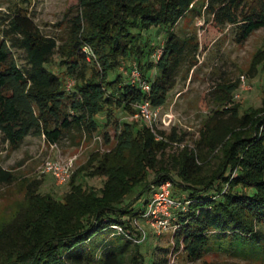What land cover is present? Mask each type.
<instances>
[{
	"label": "trees",
	"instance_id": "trees-1",
	"mask_svg": "<svg viewBox=\"0 0 264 264\" xmlns=\"http://www.w3.org/2000/svg\"><path fill=\"white\" fill-rule=\"evenodd\" d=\"M187 13L203 15L217 29L232 25L237 42L264 26V0H75L66 8L61 42L43 34L21 6L0 15L1 140L10 148L26 135L78 144L97 136L116 108L133 115L143 99L163 104L179 67L197 62L196 32L174 29ZM158 26L164 38L154 43L149 32ZM55 52L56 68L50 65ZM119 65L128 68L126 76ZM66 76L73 79L70 86ZM236 86L220 88L221 104L205 117L193 146L184 145L164 163L157 154L167 139L181 137L175 128H157L156 137L134 115L113 120L115 146L90 152L62 198L41 192V178L27 179L15 212L0 221V264H171L168 254L179 250L190 259L210 251L264 256V83L260 103L241 112L239 104H228ZM102 135L108 142L107 130ZM95 175L104 176L97 189L78 179ZM14 177L0 165V182ZM166 179L180 193L171 189L177 201L171 244L145 258L139 243L146 236L135 240L140 231L134 219L151 186ZM142 194V204L135 205ZM104 231L108 236H98Z\"/></svg>",
	"mask_w": 264,
	"mask_h": 264
},
{
	"label": "rangeland",
	"instance_id": "rangeland-1",
	"mask_svg": "<svg viewBox=\"0 0 264 264\" xmlns=\"http://www.w3.org/2000/svg\"><path fill=\"white\" fill-rule=\"evenodd\" d=\"M74 2L75 0H0V15L8 14L17 6H21L43 34L54 36L57 42H61L66 37L68 24L65 11L67 6ZM174 29L179 34L196 32L200 50L196 64L188 68L187 64L183 63L179 67L174 86L168 91L165 102L158 107L157 128H162L166 132L175 128L181 137L167 139L164 150L157 154L163 163L184 145L193 146L200 135L205 117L221 104L216 99L223 93L220 88L226 83L237 85L228 104H239L240 112L250 105L260 103L264 83V26L256 28L246 39L237 42L234 39L232 25L217 29L205 20L203 15L187 13L175 24ZM149 33L152 42L161 43L164 38V27H153ZM14 50L19 62H23L22 50L18 48ZM57 58L55 52L50 64L52 67H57L55 64ZM125 64L129 62L126 61ZM117 70L124 76L129 72L124 65H119ZM60 73L64 74L62 71ZM111 75L112 73L109 76ZM65 79L66 85L70 86L73 82L72 77L66 76ZM119 110L115 109L116 114L108 125L105 127L100 125L97 136L85 138L78 144H72L68 137H64L59 143H50L43 136L26 135L15 148H10L0 138V165L12 170L15 176L11 183L0 182V221L9 219L15 212L18 203L23 199L27 179L41 178L39 186L41 192H49L55 198H62L69 189L70 181L57 184L49 173L42 171L43 161L46 158L75 156L73 172L85 164L90 152L110 151L116 144L113 120L135 118L134 114ZM97 118L101 120L102 113H98ZM136 118L143 121L140 117ZM104 129L110 136L108 142L102 135ZM153 173L154 170L150 169L148 178H151ZM78 179L83 185L97 189L102 185L104 176H84ZM171 189L174 194H180L172 185ZM144 196L145 194H142L134 204L141 205ZM132 219L133 217L130 218ZM136 220L147 232L146 237L139 243L145 258L158 253L160 247H169L171 244L169 227L160 234L153 233L148 221L140 216ZM106 232H101L98 236ZM168 256L171 264H264V256L234 255L227 251H210L196 259L188 258L182 250L172 251Z\"/></svg>",
	"mask_w": 264,
	"mask_h": 264
},
{
	"label": "built area",
	"instance_id": "built-area-1",
	"mask_svg": "<svg viewBox=\"0 0 264 264\" xmlns=\"http://www.w3.org/2000/svg\"><path fill=\"white\" fill-rule=\"evenodd\" d=\"M136 70H132V75H137ZM141 87L147 89L149 84L146 80H140ZM135 116L145 120L155 133L156 137H160L156 131V120L158 118V107L151 105L148 99H143L135 104ZM75 156H68L66 158H46L42 164V171L49 173L57 184L64 183L69 180ZM177 201L171 195V182L166 179L157 185H152L146 200L144 202L143 210L140 217L148 221L153 232H161L169 227L172 209L176 206ZM136 228L139 229V236L135 240H142L147 232L134 219ZM120 228V226H118Z\"/></svg>",
	"mask_w": 264,
	"mask_h": 264
}]
</instances>
